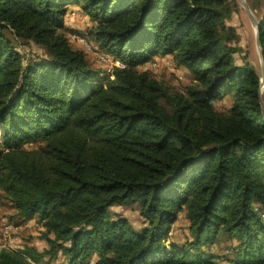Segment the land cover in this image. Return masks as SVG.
<instances>
[{"label":"trees","instance_id":"trees-1","mask_svg":"<svg viewBox=\"0 0 264 264\" xmlns=\"http://www.w3.org/2000/svg\"><path fill=\"white\" fill-rule=\"evenodd\" d=\"M231 0H0V195L47 249L0 248V264H218L204 248L234 241L230 264H264V82L236 64ZM259 4V0L257 1ZM112 59L88 62L64 33ZM264 65V0L258 5ZM44 57L24 59L12 42ZM170 57L190 76L178 94L139 69ZM225 96L230 104L215 111ZM135 204V230L109 208ZM182 214L189 239L166 244Z\"/></svg>","mask_w":264,"mask_h":264},{"label":"rangeland","instance_id":"rangeland-1","mask_svg":"<svg viewBox=\"0 0 264 264\" xmlns=\"http://www.w3.org/2000/svg\"><path fill=\"white\" fill-rule=\"evenodd\" d=\"M257 1L258 0H231L230 5L231 9H233V13L230 19L225 21V25L232 27L236 33L234 40L228 43V46L235 50L233 55L234 62L236 64L246 62L258 75H260V59L255 44V31L245 11L246 9L257 22V7L258 5H262V0H259V4H257ZM74 8L75 9H72L64 18L67 26L64 33L69 44L74 49H85L90 65L108 74L114 64L112 59L98 50L92 42H88V46L86 45L88 48L87 50L80 41V35L86 34L91 24L83 14L76 11V9H78L76 6H74ZM73 32L80 33V35H71ZM73 36L76 39H74ZM11 40L24 59L44 57L43 50L38 46L32 43L22 44L13 39ZM139 69L148 71L154 78L171 86L178 94H183L184 88L187 87L191 81L188 73L177 67L170 57H156L152 62L141 66ZM229 104V98L225 96L221 101L214 102L211 105L215 111H225L229 107ZM1 151L2 150H0V152ZM108 212L112 219L116 217L124 218L135 230H139L146 226L145 222L139 217L135 204L113 206L109 208ZM14 215L15 211L0 195V248L4 247L11 250H21L24 246H28L36 249L38 252L47 249L48 247L45 241L41 239L44 228L37 218L33 217L29 221L21 224L16 221ZM188 239L187 221L184 216L180 214L170 227V231L166 238V244L173 243L180 245ZM233 246V240L220 237L217 243L205 247L204 251L218 256V264H230L228 260L232 257ZM94 260L95 259H90L85 264H93ZM31 264H67V260L62 254L57 253L54 259L44 258L39 263Z\"/></svg>","mask_w":264,"mask_h":264},{"label":"water","instance_id":"water-1","mask_svg":"<svg viewBox=\"0 0 264 264\" xmlns=\"http://www.w3.org/2000/svg\"><path fill=\"white\" fill-rule=\"evenodd\" d=\"M243 4V3H242ZM246 11V14L248 16V19L250 21V24L252 25V27L254 28V31H255V44H256V48H257V51H258V55H259V59H260V76H261V87H262V84L264 82V65H263V60H262V51L260 49V45H259V38H258V29H259V26H258V22H256L252 16L248 13V11L245 9ZM263 113V118H264V110L262 111Z\"/></svg>","mask_w":264,"mask_h":264},{"label":"built area","instance_id":"built-area-1","mask_svg":"<svg viewBox=\"0 0 264 264\" xmlns=\"http://www.w3.org/2000/svg\"><path fill=\"white\" fill-rule=\"evenodd\" d=\"M76 36H77V35H76ZM73 38H74V39H76L74 36H73ZM80 38H81V40H80V41H81V42L84 44V46L86 47V45H87V44H86L85 40H84L82 37H80ZM87 46H88V45H87ZM86 48H87V47H86ZM87 50H88V48H87ZM113 65H115V66H119V64H118V63H117V64H116V63H114ZM152 66H153V64H152Z\"/></svg>","mask_w":264,"mask_h":264},{"label":"crops","instance_id":"crops-1","mask_svg":"<svg viewBox=\"0 0 264 264\" xmlns=\"http://www.w3.org/2000/svg\"><path fill=\"white\" fill-rule=\"evenodd\" d=\"M74 6H76V5H70V6L68 7L69 10L75 9ZM76 7H77V6H76ZM77 8H78V7H77ZM76 11H78V9H76ZM64 29H65V30L67 29V26H66V22H65V20H64ZM68 29H70V28H68Z\"/></svg>","mask_w":264,"mask_h":264}]
</instances>
